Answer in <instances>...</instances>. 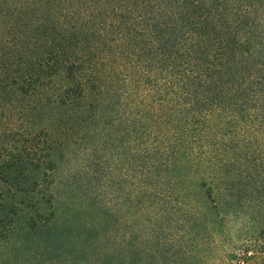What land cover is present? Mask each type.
I'll return each mask as SVG.
<instances>
[{"label":"trees","instance_id":"16d2710c","mask_svg":"<svg viewBox=\"0 0 264 264\" xmlns=\"http://www.w3.org/2000/svg\"><path fill=\"white\" fill-rule=\"evenodd\" d=\"M0 264H264V0H0Z\"/></svg>","mask_w":264,"mask_h":264}]
</instances>
